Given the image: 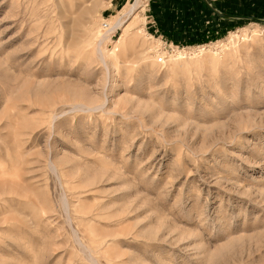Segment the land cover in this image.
I'll return each instance as SVG.
<instances>
[{
  "label": "rangeland",
  "instance_id": "obj_1",
  "mask_svg": "<svg viewBox=\"0 0 264 264\" xmlns=\"http://www.w3.org/2000/svg\"><path fill=\"white\" fill-rule=\"evenodd\" d=\"M205 1L0 0V264H264V5Z\"/></svg>",
  "mask_w": 264,
  "mask_h": 264
},
{
  "label": "crops",
  "instance_id": "obj_2",
  "mask_svg": "<svg viewBox=\"0 0 264 264\" xmlns=\"http://www.w3.org/2000/svg\"><path fill=\"white\" fill-rule=\"evenodd\" d=\"M204 5L207 8L210 20L215 22V17L223 20L249 18L247 15L242 14V10H248L249 8L250 11L252 8L258 7V5H264V0H223L219 3H208L205 1ZM169 14L172 17V11Z\"/></svg>",
  "mask_w": 264,
  "mask_h": 264
},
{
  "label": "bare ground",
  "instance_id": "obj_3",
  "mask_svg": "<svg viewBox=\"0 0 264 264\" xmlns=\"http://www.w3.org/2000/svg\"><path fill=\"white\" fill-rule=\"evenodd\" d=\"M131 10H132V9H131ZM131 10H130V11H131ZM117 25H120V22H118ZM130 35H131V34H130ZM201 50H203V49H201ZM199 51H200V50H199ZM178 52H179V51H178ZM184 54H186V53H184V52H181V53H180V52H179V54H178V58H183V57H184Z\"/></svg>",
  "mask_w": 264,
  "mask_h": 264
}]
</instances>
